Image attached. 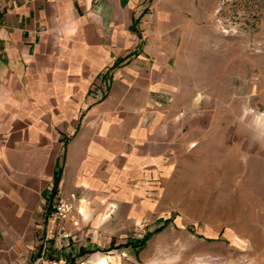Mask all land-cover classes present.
I'll return each instance as SVG.
<instances>
[{"label":"crops","instance_id":"obj_1","mask_svg":"<svg viewBox=\"0 0 264 264\" xmlns=\"http://www.w3.org/2000/svg\"><path fill=\"white\" fill-rule=\"evenodd\" d=\"M5 2L0 258L13 263L36 241L74 239L80 221L92 231L109 222L115 234L113 220L127 217V227L150 230L160 181L207 130L206 115L191 111L182 65L192 57L180 33L192 0ZM60 198L72 205L63 220L54 215ZM90 244L73 245L85 254Z\"/></svg>","mask_w":264,"mask_h":264},{"label":"rangeland","instance_id":"obj_2","mask_svg":"<svg viewBox=\"0 0 264 264\" xmlns=\"http://www.w3.org/2000/svg\"><path fill=\"white\" fill-rule=\"evenodd\" d=\"M189 16L180 33L192 57L182 65L191 111L206 115L207 130L160 181L155 224L127 227L120 217L113 222L122 232L110 234L109 222L92 231L80 221L74 239L36 241L0 264H38L41 255L69 264H264V0H192ZM149 232L141 247H117ZM80 241L96 251L79 253Z\"/></svg>","mask_w":264,"mask_h":264},{"label":"built area","instance_id":"obj_3","mask_svg":"<svg viewBox=\"0 0 264 264\" xmlns=\"http://www.w3.org/2000/svg\"><path fill=\"white\" fill-rule=\"evenodd\" d=\"M5 5H6L5 0H0V13L2 12ZM71 208L72 205L65 198H60L55 204L54 215L57 219L60 220L66 219L70 213ZM37 262L38 264H69L67 257L64 256L50 258L41 255L37 259Z\"/></svg>","mask_w":264,"mask_h":264},{"label":"trees","instance_id":"obj_4","mask_svg":"<svg viewBox=\"0 0 264 264\" xmlns=\"http://www.w3.org/2000/svg\"><path fill=\"white\" fill-rule=\"evenodd\" d=\"M57 189V184L54 186V190ZM162 227H158L155 231H160ZM151 235V232L147 233L141 240H135V239H130L127 241L124 245H118L117 247H122V246H135V247H141L145 244L146 240L148 237ZM96 251V250H94ZM92 251V252H94ZM82 253H85V251H80Z\"/></svg>","mask_w":264,"mask_h":264}]
</instances>
